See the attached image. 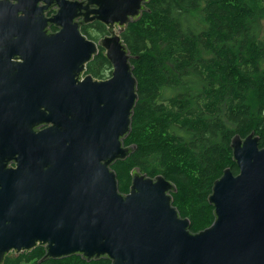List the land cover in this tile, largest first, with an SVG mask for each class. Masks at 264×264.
Here are the masks:
<instances>
[{
	"label": "water",
	"instance_id": "1",
	"mask_svg": "<svg viewBox=\"0 0 264 264\" xmlns=\"http://www.w3.org/2000/svg\"><path fill=\"white\" fill-rule=\"evenodd\" d=\"M148 1L70 3V18L61 1L48 21L63 30L40 40L41 54L9 40L0 44V264L37 246L44 249L38 263L78 255L111 264H264V147L254 132L231 138L239 172L226 168L214 181L208 196L214 220L197 233L172 205L176 187L163 176L135 168L128 192L118 190L111 165L136 149L123 140L138 96L134 57L114 26L123 32ZM81 16L78 24L92 17L108 36L95 43L76 25L71 30L70 20ZM98 47L111 76L75 86ZM15 55L23 61L12 62ZM21 79L26 93L11 97V84Z\"/></svg>",
	"mask_w": 264,
	"mask_h": 264
},
{
	"label": "trees",
	"instance_id": "2",
	"mask_svg": "<svg viewBox=\"0 0 264 264\" xmlns=\"http://www.w3.org/2000/svg\"><path fill=\"white\" fill-rule=\"evenodd\" d=\"M146 8L121 33L138 83L123 144L136 149L111 169L121 194L135 168L172 182V205L197 233L214 220V181L226 168L239 172L231 138L254 132L264 147V0H149ZM102 53L94 63L103 66ZM43 255L37 246L3 264H111L78 255L38 263Z\"/></svg>",
	"mask_w": 264,
	"mask_h": 264
},
{
	"label": "flooded vegetation",
	"instance_id": "3",
	"mask_svg": "<svg viewBox=\"0 0 264 264\" xmlns=\"http://www.w3.org/2000/svg\"><path fill=\"white\" fill-rule=\"evenodd\" d=\"M61 1L66 4L69 18L71 15L69 10L72 7L70 3H80L82 5L86 4V0H52L50 4L44 0H37L36 2L30 0H0V44H2V42L6 43L5 41L9 40L10 43L16 44L18 47L26 48L33 55L41 54L43 51L42 46L40 45V40L48 35L60 33L63 30V25H55L48 21V19L57 15L59 9L61 8V5L59 4ZM147 4L145 6H147ZM89 9H93V7L90 6ZM68 14L64 17L65 21L67 20ZM83 18L84 16H81L80 18H72V20H70L72 23L71 30L76 25L78 27V31L85 38V40L93 41L95 43H97V41L101 38L108 36L106 26L96 20H93L92 17H87V23L78 24ZM33 26L34 28L32 29ZM118 30V26L115 25V33L121 36L122 32L118 33ZM71 38H73L72 33H70V39ZM101 51L104 53V50L98 47V53ZM98 53L92 60L84 64L82 71L75 77V79H73V84L75 86L84 82L86 77L89 76L93 80H106L111 76L112 68L109 62L103 66L100 63H94ZM11 61L22 62L23 59L20 55H15L11 58ZM92 67L98 72H91L90 70ZM22 83H24L23 79L20 81L17 80L11 84L9 89L11 97L18 95V91L21 94L26 93V88L19 87ZM47 85V93H50L51 83ZM43 109L46 110V107ZM50 125V123L43 124L37 127L36 131L46 129ZM69 146L70 144L67 143L65 145V149Z\"/></svg>",
	"mask_w": 264,
	"mask_h": 264
},
{
	"label": "bare ground",
	"instance_id": "4",
	"mask_svg": "<svg viewBox=\"0 0 264 264\" xmlns=\"http://www.w3.org/2000/svg\"><path fill=\"white\" fill-rule=\"evenodd\" d=\"M143 15V14H142ZM90 30V29H89ZM126 31V30H125ZM100 33V32H99ZM101 34V33H100ZM88 39V38H87ZM135 68V67H134ZM138 84V83H137ZM158 101V100H157ZM173 197V196H172Z\"/></svg>",
	"mask_w": 264,
	"mask_h": 264
}]
</instances>
